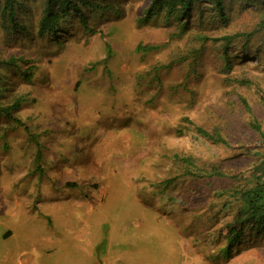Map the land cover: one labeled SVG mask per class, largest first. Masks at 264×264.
<instances>
[{
	"label": "rangeland",
	"instance_id": "374dc122",
	"mask_svg": "<svg viewBox=\"0 0 264 264\" xmlns=\"http://www.w3.org/2000/svg\"><path fill=\"white\" fill-rule=\"evenodd\" d=\"M87 1L56 35L45 0L0 13V264H264L251 224L223 252L264 157V5Z\"/></svg>",
	"mask_w": 264,
	"mask_h": 264
},
{
	"label": "trees",
	"instance_id": "16d2710c",
	"mask_svg": "<svg viewBox=\"0 0 264 264\" xmlns=\"http://www.w3.org/2000/svg\"><path fill=\"white\" fill-rule=\"evenodd\" d=\"M19 0H2L0 3V13L3 22H8L11 25L17 26L16 10L15 4ZM202 0H154L150 9H148V20L150 15H155L156 10L166 9L168 15L187 17L190 15L192 6L195 3H199ZM253 4L254 0H245ZM264 5V0H258ZM210 3L218 8V12L223 19L225 16V4L224 0H210ZM83 6L101 8L99 3L93 4L89 3L87 0H45L42 12L38 20V31L41 35L44 34H57V30L60 27L61 21L67 16H70L72 12H78ZM264 8V7H263ZM263 19L259 23V28H264V14ZM6 28V25H4ZM243 34L238 33L235 37L242 36ZM232 38V37H230ZM229 40V39H228ZM140 50V48H139ZM143 52H150L154 50L153 47H143L141 49ZM248 108L246 101H243ZM249 110V109H248ZM252 129L260 139L251 142L250 144L244 146V150L252 151L258 150L264 147V135L262 132V127L257 122H253ZM197 132L210 139L216 138L204 130L197 128ZM223 144L225 141L217 139ZM252 185L246 189L241 194V203L244 206V210L239 214L229 225V237L228 244L223 250L225 254L230 253V248L235 246L236 242L241 238L244 232V227L246 224H251L253 230L257 232L264 231V157L262 161L255 167L253 174L251 175Z\"/></svg>",
	"mask_w": 264,
	"mask_h": 264
}]
</instances>
